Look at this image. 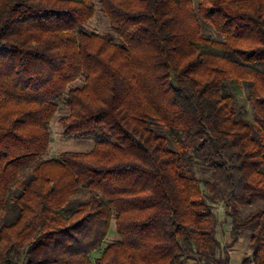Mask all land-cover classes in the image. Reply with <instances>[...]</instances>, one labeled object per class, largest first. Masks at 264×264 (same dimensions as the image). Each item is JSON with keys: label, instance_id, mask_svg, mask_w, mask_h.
<instances>
[{"label": "trees", "instance_id": "16d2710c", "mask_svg": "<svg viewBox=\"0 0 264 264\" xmlns=\"http://www.w3.org/2000/svg\"><path fill=\"white\" fill-rule=\"evenodd\" d=\"M98 3L0 0V264H230L216 201L264 264V0Z\"/></svg>", "mask_w": 264, "mask_h": 264}, {"label": "rangeland", "instance_id": "374dc122", "mask_svg": "<svg viewBox=\"0 0 264 264\" xmlns=\"http://www.w3.org/2000/svg\"><path fill=\"white\" fill-rule=\"evenodd\" d=\"M197 3V0H193ZM95 4V14L87 21L86 28L90 32L104 33L109 32V22L105 14L102 12L98 0H93ZM203 23V22H202ZM206 33H211L212 30L209 26H204ZM239 103L244 105L249 113L250 106L247 100L242 97ZM65 113V108H61L58 113H56L52 120L50 121L49 127L51 131V141L49 147L44 154L41 155L43 159L57 158L63 152L78 151L86 152L93 147V140L89 138H81L77 136H65L63 134V127L59 122V117ZM251 115V113H250ZM195 175L202 180V190L204 193L209 194V190L206 188L204 181L210 180L212 178L210 172L203 166L200 161H196L194 164ZM211 202V201H210ZM213 211L217 217L216 223V237L220 242V247L217 250V255L224 256L225 253L229 255L230 264H239L241 259L250 254V249L248 248L249 243V231L245 230L240 233V236L236 242H232L231 236V220L224 213V204L222 201L211 202ZM262 203H256L249 206H245L241 210V215H246L250 211L258 207H263ZM110 230L106 237V242L113 240L115 236L114 224L110 226ZM98 253L95 252L91 255V258L95 257ZM184 264H203L197 263L193 258L186 259Z\"/></svg>", "mask_w": 264, "mask_h": 264}]
</instances>
